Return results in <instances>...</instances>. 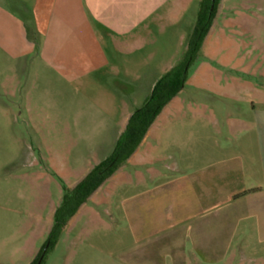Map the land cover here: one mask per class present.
Wrapping results in <instances>:
<instances>
[{
    "label": "rangeland",
    "instance_id": "374dc122",
    "mask_svg": "<svg viewBox=\"0 0 264 264\" xmlns=\"http://www.w3.org/2000/svg\"><path fill=\"white\" fill-rule=\"evenodd\" d=\"M197 10L192 0L172 28L167 50L160 38L154 59L159 66L113 68L123 69L124 80L105 76L66 84L33 54L16 82L0 66V264L36 258L64 188L73 187L98 155H109L124 115L141 107L150 81L165 71L163 64L184 52ZM213 34L217 48L189 70L209 91L195 84L183 88L179 100L185 110L157 122L141 148L146 164L124 167L125 182L100 193L95 205L87 203L95 207L65 227L43 264H264V195L234 210L226 207L232 205L224 195L217 206L225 207L201 219L183 208L185 198L187 205L198 203L201 189L211 192L221 184L225 191L256 181L247 172L242 179L231 173L222 182L218 160L239 165L241 158L261 156L246 108L264 90V0L220 2ZM232 53L243 69L225 66ZM222 90L224 96L215 92ZM102 118L111 130H98ZM212 195L204 196L207 204ZM126 206H141L144 223L152 209L151 234L137 235L135 212Z\"/></svg>",
    "mask_w": 264,
    "mask_h": 264
},
{
    "label": "crops",
    "instance_id": "0c3cea01",
    "mask_svg": "<svg viewBox=\"0 0 264 264\" xmlns=\"http://www.w3.org/2000/svg\"><path fill=\"white\" fill-rule=\"evenodd\" d=\"M191 2L192 0H0V66L9 68L10 81L16 82L21 66L24 63L26 66V59H29L28 56L33 54L32 59L36 63L39 62L40 66L66 84L80 83L88 78L100 80L101 78L104 79L105 76L114 79L122 77L119 78V81L124 80L127 76L123 69L115 72L113 68L144 65L149 67L159 66L154 59H157L156 52L159 51L160 38L162 40L161 45L166 46L165 49L167 50L169 39L174 36L173 27L180 22L182 15ZM196 2H199V0H196ZM225 2L227 0H221V5ZM213 26L214 21L203 41L200 60L208 56L206 51L217 48V44H212L213 40L216 39L213 34ZM190 32L188 33L187 42ZM182 45L185 49L186 44ZM223 47L232 51L237 48L234 44H224ZM146 50L150 51L146 56L140 54ZM173 57L170 58L171 62L168 61L163 64L166 69L162 75L178 61L179 57L177 59ZM235 57V54L232 53L231 59L225 65L230 67L232 72H236L239 68L243 69L242 67L245 66L243 61H236ZM197 68L199 71L201 67L197 65ZM196 75L197 73L189 75L185 86L195 84L201 90L209 91L210 87L204 86L201 79ZM161 76L150 81L149 93ZM220 82L222 81L217 80L216 83ZM218 86L216 85V90H220ZM17 89L15 88V90ZM17 91H21L22 94L24 89L21 87ZM182 91L183 89L162 109L127 163L107 179L89 197L86 203L79 207L66 226L81 215L87 207H95L86 205L87 203L95 205L99 202L100 193L103 191L108 192L107 190L113 188L114 185L125 182L127 176L123 172L124 167L130 166L137 169L146 164L147 158L143 157L144 154L141 153V148L146 143L157 122L161 120L170 121L175 114H181L185 110L179 100ZM215 92L224 96V90ZM260 93L261 97L258 100L250 101L249 107L246 108V112H249L253 117V131L256 133V141L261 152L259 160L255 161L254 158L249 157L246 159L241 158L239 165L229 159L217 161L220 169L218 171L219 180H222V182L231 173L237 174L238 178L242 179L244 173L247 172L250 176L256 174L257 177H254L256 181L251 179L250 186L241 181V183L239 182L241 185L239 184L235 189L225 191L221 184L215 191H213L214 189L211 192L207 189H201L197 196L199 198L198 203L194 204L187 205L185 198L183 208L195 212V218L199 217L201 219L206 215V212H216L225 207L217 206V201L218 204L222 203V196L224 195L232 205L226 207L231 210L241 207L240 204H249L256 197L264 195V90ZM25 96L28 98V93ZM232 99L237 102L235 98ZM133 111H128L124 115L121 127L115 129L119 132L117 139L125 130ZM98 126L99 131L110 129L109 125L104 123V118L100 120ZM104 145L105 141L100 146ZM110 146L111 144H108V148ZM109 155H98L100 157L88 165L81 179ZM207 174V171L203 174L205 179ZM232 184L230 183V186ZM255 189L257 191L253 192ZM207 193L211 195L213 193L214 195V198H210L209 204L203 199ZM213 201H216V206H210ZM126 208H128L125 209L126 211L135 212L131 218H133L137 235L151 234L152 209H147L151 214L148 216L149 220H145L144 223L141 206H126ZM55 209L51 211L48 233Z\"/></svg>",
    "mask_w": 264,
    "mask_h": 264
},
{
    "label": "trees",
    "instance_id": "16d2710c",
    "mask_svg": "<svg viewBox=\"0 0 264 264\" xmlns=\"http://www.w3.org/2000/svg\"><path fill=\"white\" fill-rule=\"evenodd\" d=\"M220 2L199 0L195 24L184 52L176 64L154 84L141 107L132 112L110 155L95 165L73 188H64L47 239L30 264L44 263L45 257L55 247L63 229L79 207L127 163L162 109L184 88L190 68L200 61L203 41L212 26Z\"/></svg>",
    "mask_w": 264,
    "mask_h": 264
}]
</instances>
